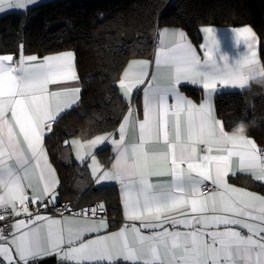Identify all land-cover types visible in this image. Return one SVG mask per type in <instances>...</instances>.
<instances>
[{
	"label": "snow or ice",
	"instance_id": "1",
	"mask_svg": "<svg viewBox=\"0 0 264 264\" xmlns=\"http://www.w3.org/2000/svg\"><path fill=\"white\" fill-rule=\"evenodd\" d=\"M35 2L0 0V12L26 11ZM203 31L213 36L211 28ZM159 35L165 41L169 36ZM236 35L239 45L252 33L245 28ZM172 37L171 46L163 43L155 56L157 69L168 76L169 83H154L155 75L148 81L143 120H131L130 111L120 126V139L111 141L117 153L112 170L97 175L101 170L93 156L96 183H119L126 219L140 222L104 235L99 233L108 227L106 221L93 219L103 205L83 219L32 217L28 209L29 202L39 199L30 201L26 194L25 181L33 165L40 169L45 196L56 186L43 149L45 130L51 131L58 115L76 102L62 101L61 96L79 89L51 90L49 86L77 78L73 54L45 57L42 63H36V56L21 54L14 61L12 55H0V207H11L13 215L29 216L11 226L10 238L0 230V257L7 264H30L50 255H56L61 264H264V197L230 186L226 179L235 174L233 164L238 161L239 171L259 172L255 178L264 181V153L242 128L227 133L215 118L212 103L221 89L243 90L251 80L264 77V64L257 50L247 55L238 50L229 59L214 38L204 46L201 59L182 32ZM148 75L145 62L134 63L119 86L130 96ZM182 82L203 88L199 105L179 92ZM129 126L138 128L132 144L125 143ZM106 139L97 137L80 148H95ZM157 143H163L165 150L147 151ZM162 176L171 179L151 180ZM206 182L214 187L209 189ZM93 233V238L85 239Z\"/></svg>",
	"mask_w": 264,
	"mask_h": 264
},
{
	"label": "trees",
	"instance_id": "2",
	"mask_svg": "<svg viewBox=\"0 0 264 264\" xmlns=\"http://www.w3.org/2000/svg\"><path fill=\"white\" fill-rule=\"evenodd\" d=\"M204 25L252 27L264 64V0H53L0 15V54L41 57L72 51L75 55L79 101L57 117L44 137V148L59 179V201L98 202L111 225H119L118 191L94 186L89 168L74 161L65 141L115 129L128 108L119 91L120 73L129 59L151 56L161 28L183 29L198 45ZM215 108L225 130L234 132L243 125L257 149L264 148V78L243 90L218 94ZM96 155L103 166L111 158L106 147ZM234 183L264 191L263 184L246 176L235 178Z\"/></svg>",
	"mask_w": 264,
	"mask_h": 264
},
{
	"label": "crops",
	"instance_id": "3",
	"mask_svg": "<svg viewBox=\"0 0 264 264\" xmlns=\"http://www.w3.org/2000/svg\"><path fill=\"white\" fill-rule=\"evenodd\" d=\"M49 1H53V0H36L35 4L29 5L28 7H32L35 5H38L40 3H44V2H49ZM12 11H16V12H22L24 10H12ZM11 12V11H8ZM7 12H0L1 14H4ZM204 28H211L213 30V36L210 38L208 36L207 33H205L203 31ZM245 29V26H241V27H232V26H213V25H204L201 27V34H202V40L198 45H195L189 38V36L187 35V33L180 28L174 27V26H168V27H164L161 28L160 31L158 32L157 36H156V45L154 47V50L151 54V56L149 58H131L128 60V62L126 63V65L124 66V68L122 69L121 73H120V80L124 78V74L125 72L129 69V66L134 64V63H139V62H145L146 63V67H147V71L149 73V75L145 78V84L143 85H139L138 87L134 88L132 90V93L130 96L125 95V92L123 89L120 88L119 86V91L121 93V95L123 96V98L126 100V102L128 103V108L125 112V114L123 115L122 119L120 120V122L118 123V125L115 127V129H113L110 132H106V133H101V134H97L94 135L90 138H83L82 136H76V137H72L70 139L67 140L66 144L69 145V148L73 154V159L74 161L78 164V165H87V167L89 168V171L93 177V181H94V186L96 187H105V186H112L115 187V189L118 191L119 196H120V202H121V215L122 218L120 220L119 225L116 226H112L110 220L108 219L107 215L105 217H102V219H104L108 225V227L106 229H103L99 234L100 235H104V234H110V233H116L118 232L122 227H124L125 225L131 226L132 224H136L137 226H139V221H129L126 219L125 217V209L123 207V201H122V189H121V185L119 183H117L116 181H104L101 184H97L96 183V177L93 175V169L95 167V165L93 164V156L95 157V162L96 164L99 165L100 168V172L97 173V175L102 174L103 171H111L113 164L115 163L116 160V151L114 150V146L112 145L111 141L113 139L115 140H119L120 139V126L121 124L124 122L125 118L129 116V112L131 111V120L133 121H142L144 118V88L147 87L148 81H150L152 79V76L155 75L156 76V80L154 81V83L156 84H161V85H165L169 83V78L167 75L163 74L161 72V70L157 69L156 64H155V56H156V52L157 50L161 47V45L163 43H167L169 46H171V44L174 42L173 41V37L172 34L173 33H179L182 32L187 40V42L189 44H191V46L196 50L197 54L201 57V59H203L204 57V51L205 48L204 46L207 44H210L211 39L214 38L218 44H219V49L220 52L226 54L229 56V59H232L234 56H236L237 51L238 50H242V53L244 55L249 54L251 51L253 50H257L258 51V38L255 34V32L253 30H251L252 35L247 38V39H241V42L239 45H237L236 41H237V33H242L243 30ZM160 33H168V39L165 41L159 34ZM71 52L73 54V69L76 75V79L75 80H70L64 83H60V84H55V85H50L49 88L51 90H61V89H65V88H78L79 89V93H74V92H70V93H65L61 96V100L62 101H71V100H75L76 102L74 104H71L70 107L65 108L58 116H60L61 114L67 112L68 110H70L71 108H73L79 101V96H80V83H79V78L78 75L76 73V67H75V55L72 51H61V52H56V53H51V54H46L44 56H37L35 54H28V55H24L25 57L27 56H36L38 59L36 61V63H42L43 59L45 57H50V56H56V55H60V54H64V53H68ZM0 55H10V54H0ZM21 56V55H20ZM20 56L18 57H14V61H18ZM258 59L260 60L259 57V52H258ZM264 77H257L256 79L251 80L255 81L257 79H261ZM249 82V84H250ZM179 92L184 95L187 99L192 100L195 104L199 105L203 98H204V90L201 86H197V85H192L190 83H186V82H182L179 86ZM188 88H194L197 89L196 92H194V94H191L188 92ZM235 90H240L239 88H223L220 91H218L213 97H212V103L214 106V111H215V118L220 120L217 116L216 113V108H215V98L218 94L221 93H225V92H229V91H235ZM200 93L199 97H195L194 95H198ZM169 103H172L171 97L169 98ZM55 105H53V111H55ZM61 107H63V104H61ZM10 117V114H9ZM57 119V118H56ZM55 119V120H56ZM221 121V120H220ZM222 122V121H221ZM54 123V121L52 122V124ZM170 127L172 126L171 123L169 125ZM224 127V126H223ZM225 129V128H224ZM227 133L231 134L233 133V131H227L225 130ZM49 133V131L45 130V135H47ZM245 136L249 139L252 140V138L250 136H248L246 133H244ZM44 135V137H45ZM97 137H107V139L105 140V142L101 145L96 146L95 148H84L81 149L80 145H87L89 144L91 141H93L94 139H96ZM138 138V128H135L133 126H129L127 128L126 131V140L125 143L127 144H132L134 142L137 141ZM253 141V140H252ZM23 145V142H22ZM108 148L109 152L111 154V158L110 161L107 165L103 166L99 160V157L96 155L97 151L102 149V148ZM201 148L203 146H200ZM43 149L44 152L46 154L47 157V166H49L51 168V170L54 172V180L56 182V186L54 188V190L47 196L44 195V181L41 180L40 178V169L35 168V166L33 165V170L32 173L30 174V176L28 177V179L25 181V188H26V194L28 195V197L30 198V201L32 198L38 197V202L37 203H31L29 202L28 204V209L29 212L31 211L32 207L38 203H40L41 201H43L45 198H51L54 201H58V187H59V179L58 176L56 174V171L54 169V166L52 164V162L50 161V158L44 148V140H43ZM165 150V145L163 143H157V144H151L150 146H148L147 151L151 152V153H157L160 151ZM203 154V153H201ZM83 156V159H80L79 157ZM45 167V162L41 161V168ZM186 167V165H185ZM233 169L236 170L235 174H229V176L226 178L227 179V183L230 186H233L237 189H243L245 191H248L250 193H254L257 196L260 197H264V191L262 192H258V191H254L251 190L245 186L239 185L237 183H234V179L239 177V176H246L249 177L261 184L264 185V181H259L257 180L255 177L256 175H259V172L253 174L250 172H241L238 170V161L235 162L233 164ZM171 179L170 176H162V177H151V180L153 183H159V182H166L169 181ZM211 184V182H210ZM30 185V186H29ZM212 185V184H211ZM213 186V185H212ZM214 187V186H213ZM3 208V207H0ZM11 208V207H9ZM104 208V207H103ZM12 209V208H11ZM44 217H50L53 219H64V218H78V219H83L84 216H77V215H69V214H64V215H43ZM35 217V216H34ZM93 219L99 220L101 218L98 217H93ZM19 220H25L27 221L28 219H19ZM17 220V221H19ZM16 221V222H17ZM15 222V223H16ZM167 226V225H166ZM179 230L183 231L184 228L183 226H179ZM239 230V229H238ZM146 234L148 230H143ZM246 232V230H243ZM96 234H86L85 239H91L95 236ZM47 257H54V261L49 263V264H61V261L58 259V257L56 255H50V256H44L41 257L33 262H30V264H38V261H40L43 258H47ZM1 259H3L2 257H0ZM4 260V259H3ZM5 261V260H4ZM7 262V261H6Z\"/></svg>",
	"mask_w": 264,
	"mask_h": 264
},
{
	"label": "built area",
	"instance_id": "4",
	"mask_svg": "<svg viewBox=\"0 0 264 264\" xmlns=\"http://www.w3.org/2000/svg\"><path fill=\"white\" fill-rule=\"evenodd\" d=\"M261 153H264V148L259 150ZM209 189L213 188L210 182H206ZM98 206H101L98 202H91L82 205H73L69 201H54L51 198H45L40 203L34 205L29 213L32 217L36 215H77V216H87L91 217V209H96ZM13 210L9 207L0 208V216H3L4 219L0 220V230L3 231V234L10 238L13 228L11 227L19 219H29L28 214L21 213L20 215H13ZM106 216V210L103 208V211H98L96 217L102 218ZM0 264H7L6 261L0 258Z\"/></svg>",
	"mask_w": 264,
	"mask_h": 264
},
{
	"label": "water",
	"instance_id": "5",
	"mask_svg": "<svg viewBox=\"0 0 264 264\" xmlns=\"http://www.w3.org/2000/svg\"><path fill=\"white\" fill-rule=\"evenodd\" d=\"M54 261V257H47L43 258L40 261H38V264H49Z\"/></svg>",
	"mask_w": 264,
	"mask_h": 264
},
{
	"label": "rangeland",
	"instance_id": "6",
	"mask_svg": "<svg viewBox=\"0 0 264 264\" xmlns=\"http://www.w3.org/2000/svg\"><path fill=\"white\" fill-rule=\"evenodd\" d=\"M243 27V26H242ZM245 28H247V29H249L250 31L251 30H253V28L252 27H250V26H245ZM243 30V29H242ZM254 31V30H253ZM255 32V31H254ZM256 34V33H255ZM67 141H65V143H66ZM59 201V200H58ZM105 209V208H104Z\"/></svg>",
	"mask_w": 264,
	"mask_h": 264
},
{
	"label": "clouds",
	"instance_id": "7",
	"mask_svg": "<svg viewBox=\"0 0 264 264\" xmlns=\"http://www.w3.org/2000/svg\"><path fill=\"white\" fill-rule=\"evenodd\" d=\"M241 128L243 129V131H245V128L243 127V125L241 126ZM241 128H240V129H241Z\"/></svg>",
	"mask_w": 264,
	"mask_h": 264
}]
</instances>
